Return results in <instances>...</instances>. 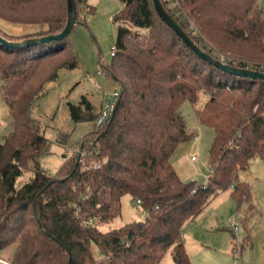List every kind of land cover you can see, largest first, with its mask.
<instances>
[{
  "label": "trees",
  "instance_id": "trees-1",
  "mask_svg": "<svg viewBox=\"0 0 264 264\" xmlns=\"http://www.w3.org/2000/svg\"><path fill=\"white\" fill-rule=\"evenodd\" d=\"M119 1L116 52L110 63L100 62L117 85L116 104L101 124V111L95 114L86 100L84 111L69 104L75 122L92 127L54 175L40 163L48 141L32 111L58 72L77 66L70 34L21 48L0 42V94L11 123L0 142V251L13 247L9 264H161L168 250L174 264H193L183 226L224 190L238 208L250 206L251 187L239 174L252 159L264 160V80L202 60L162 21L152 0ZM85 2L73 0L76 24L83 23L78 11ZM160 2L210 57L264 73L258 0H179L177 13ZM67 18L66 0H0V20L37 28L18 36L0 29V37L18 43L55 36ZM200 95L206 99L195 114L213 137L211 173L196 185L183 182L170 159L191 138L180 107L185 101L195 107ZM125 195L140 202L145 220L101 230L120 215Z\"/></svg>",
  "mask_w": 264,
  "mask_h": 264
},
{
  "label": "rangeland",
  "instance_id": "rangeland-1",
  "mask_svg": "<svg viewBox=\"0 0 264 264\" xmlns=\"http://www.w3.org/2000/svg\"><path fill=\"white\" fill-rule=\"evenodd\" d=\"M165 2L177 13L179 0ZM85 4L78 11L83 23L76 24L69 36L77 56V66L61 69L57 80L46 85L44 96L32 111V117L39 121L48 141L47 153L40 163L50 175L56 173L66 156L78 152L77 144L92 127L90 121L75 122L69 104L84 111L86 100L92 111L99 114L104 102L110 101L112 94L117 92L115 82L101 72L100 62L105 65L111 61L110 48L115 44L113 16L122 4L119 0H86ZM258 5L264 17V0H258ZM0 23L7 25L8 30L2 26L0 29L9 35L37 31V28L25 30L2 20ZM205 99L200 95L195 107L188 101L182 103L180 114L191 138L181 143L170 159L179 178L183 182L193 181L196 185L203 184L205 176L211 173L208 149L213 132L203 126L195 114V109L201 108ZM10 130L9 115L0 94V142ZM239 179L251 187L250 206L248 203L238 208L230 190H224L211 198L194 220L183 226L182 242L193 264H264V160L252 159L248 169L240 172ZM25 180L24 175L17 184ZM145 218L135 200L125 195L121 198L120 215L101 230L119 228ZM232 224L237 226L236 231H233ZM12 251L13 247L0 251V258L9 260ZM161 264H174L171 250L166 252Z\"/></svg>",
  "mask_w": 264,
  "mask_h": 264
},
{
  "label": "water",
  "instance_id": "water-1",
  "mask_svg": "<svg viewBox=\"0 0 264 264\" xmlns=\"http://www.w3.org/2000/svg\"><path fill=\"white\" fill-rule=\"evenodd\" d=\"M154 8L158 13L159 17L166 23V25L181 39V41L190 48L198 57L202 60L206 61L208 64L214 65L219 70L224 71L229 74H233L236 76L249 78V79H260L264 80V73H260L258 71L247 70L242 68H235L228 64L221 63L218 59H214L210 57L207 53L203 52L198 45H196L188 35L182 31V29L178 26L176 21L172 19V17L168 14V12L164 9L160 0H152ZM67 4V22L64 29L55 36H45L40 39H33V40H25L18 43L8 42L0 37V42L11 48H21L24 46L29 45H37L49 42L51 40H60L66 38L76 25L75 23V7L73 0H66Z\"/></svg>",
  "mask_w": 264,
  "mask_h": 264
},
{
  "label": "built area",
  "instance_id": "built-area-1",
  "mask_svg": "<svg viewBox=\"0 0 264 264\" xmlns=\"http://www.w3.org/2000/svg\"><path fill=\"white\" fill-rule=\"evenodd\" d=\"M115 52H116V46H115V44H114V45H112L111 48H110V55L113 56ZM218 60H219L221 63L227 64V63L224 61L223 58H220V59H218ZM116 100H117V92H114V93L112 94V98H111V100L108 101V102H104V104L102 105L101 115H100V117H99L98 120H97V124H101L104 120L107 119V117H109L110 113H111V112L113 111V109H114V106H115V104H116ZM192 159H194V158L192 157ZM206 179H207V176H205V180H206ZM139 203H140L139 201H136V204L139 205ZM231 221H232V220H231ZM232 229H233V231H236V230H237V226L232 224ZM0 262L3 263L2 260H0Z\"/></svg>",
  "mask_w": 264,
  "mask_h": 264
},
{
  "label": "crops",
  "instance_id": "crops-1",
  "mask_svg": "<svg viewBox=\"0 0 264 264\" xmlns=\"http://www.w3.org/2000/svg\"><path fill=\"white\" fill-rule=\"evenodd\" d=\"M0 26H2L4 29H7V27H6L7 25H3V24L0 23ZM7 30H8V29H7ZM183 244H184V243H183ZM0 260L3 261V263L0 262V264H9V263H8L9 260H7V259L5 260V259L0 258Z\"/></svg>",
  "mask_w": 264,
  "mask_h": 264
}]
</instances>
